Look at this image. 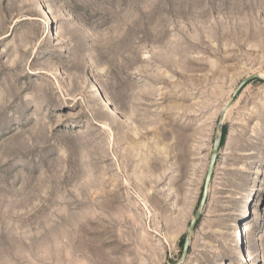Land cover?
I'll list each match as a JSON object with an SVG mask.
<instances>
[{"label": "rangeland", "instance_id": "374dc122", "mask_svg": "<svg viewBox=\"0 0 264 264\" xmlns=\"http://www.w3.org/2000/svg\"><path fill=\"white\" fill-rule=\"evenodd\" d=\"M262 72L264 0H0V264H176ZM223 129L179 264H264V80Z\"/></svg>", "mask_w": 264, "mask_h": 264}, {"label": "water", "instance_id": "95a60500", "mask_svg": "<svg viewBox=\"0 0 264 264\" xmlns=\"http://www.w3.org/2000/svg\"><path fill=\"white\" fill-rule=\"evenodd\" d=\"M253 78H258V79L264 80V76H261L260 74H252V75H249V76H246L245 78H243L240 81V83L238 84V86H237L236 90L234 91L232 97L229 99V101L227 102L225 107L220 112L219 119H218V122H217V131H216V134H215L214 139H213L212 149H211L209 162H208V166H207V170H206V174H205L202 194H201V197H200V200H199L198 207H197L196 211L194 212V215H193V217H192V219H191V221L189 223L187 232L185 234L184 241H183V247H182V254H181L180 259L178 260V262L176 264H179L183 260L185 254H186V251L188 249L189 242H190L191 231L193 230V227H194V225L196 223V220L198 219V217L200 215V212H201V210L203 208V205H204L206 197H207L209 182H210V179H211V176H212V173H213V168H214V165H215L218 149H219L220 142H221L222 118H223L224 110H225V108L230 106L234 95L240 90V88L248 80L253 79Z\"/></svg>", "mask_w": 264, "mask_h": 264}, {"label": "bare ground", "instance_id": "6f19581e", "mask_svg": "<svg viewBox=\"0 0 264 264\" xmlns=\"http://www.w3.org/2000/svg\"><path fill=\"white\" fill-rule=\"evenodd\" d=\"M260 75L261 76H264V72H262V73H260ZM223 108V107H222ZM234 233H235V236L237 237L238 236V234H240V227L239 226H236V229H235V231H234ZM237 243V242H236ZM233 244V243H232ZM238 247V245L237 244H235V245H233V248L234 249H236ZM241 248V247H240ZM243 251V250H242ZM243 256H246L245 254H243ZM245 259H247V258H245Z\"/></svg>", "mask_w": 264, "mask_h": 264}, {"label": "trees", "instance_id": "16d2710c", "mask_svg": "<svg viewBox=\"0 0 264 264\" xmlns=\"http://www.w3.org/2000/svg\"><path fill=\"white\" fill-rule=\"evenodd\" d=\"M224 134H225V129H223L222 130V136H221V144H222V142H223V140H224ZM183 239H182V244H183Z\"/></svg>", "mask_w": 264, "mask_h": 264}]
</instances>
